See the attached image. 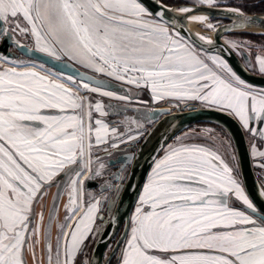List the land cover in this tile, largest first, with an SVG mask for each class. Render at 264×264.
Wrapping results in <instances>:
<instances>
[{"label":"snow or ice","instance_id":"1","mask_svg":"<svg viewBox=\"0 0 264 264\" xmlns=\"http://www.w3.org/2000/svg\"><path fill=\"white\" fill-rule=\"evenodd\" d=\"M194 3L217 6V0ZM170 11L160 0L155 8L143 0H0V43L7 52L9 41L23 49L17 37L34 38L35 48L28 51L55 61L71 60L130 85L150 86L158 99L169 96L217 106L236 118L242 129L264 139V91L246 84L227 58L211 55V67L200 59L184 43L187 33L176 28L177 21L167 15ZM227 11L233 13L236 28L264 23L241 7ZM190 19L213 27L207 14ZM197 39L212 43L203 36ZM257 61L264 74V56H257ZM86 79L81 75L78 84L76 77L35 60L0 55V264H27L30 237L36 233L34 204L42 189L58 185L53 205L58 207L65 191L56 179L61 174L69 178L68 217L55 248L47 245L49 261L55 255L56 264H76L85 241L98 231L92 227L96 210L92 204L68 232L80 207L79 180L91 162L92 133L99 144L107 142L101 131H109L101 119L92 120L93 111L108 114L104 106L79 95L81 86L96 93L105 82ZM93 83L96 86H90ZM69 110L71 114H64ZM117 131L111 129L113 134ZM116 139L123 142V137H115L110 147L118 146ZM254 151L264 157V151ZM258 166L264 169V162ZM103 167L100 164L92 179L102 176ZM152 171L120 264H264V214L218 155L201 146L172 148ZM230 193L261 223L230 207Z\"/></svg>","mask_w":264,"mask_h":264},{"label":"flooded vegetation","instance_id":"2","mask_svg":"<svg viewBox=\"0 0 264 264\" xmlns=\"http://www.w3.org/2000/svg\"><path fill=\"white\" fill-rule=\"evenodd\" d=\"M164 4L166 3L165 0H160ZM243 0L242 4L249 3V4H256L262 6L264 4V0ZM178 6H185L191 5L195 6L196 4H190L188 2L178 3ZM247 13V12H245ZM257 13H264L257 12ZM251 13V14H257ZM213 24L223 25L228 23L229 20L227 19H219L213 18L211 19ZM235 34H227L222 37V40L229 45L237 57L242 61L245 67L254 75L259 77H264L259 71V66L256 65L257 56H263L264 50L257 49L254 47L252 52L249 51H241L232 46L229 42L231 39L234 40ZM239 37L246 42L248 45H255L261 48L264 46V35H251V34H241ZM236 40V39H235ZM234 40V41H235ZM229 43V44H228ZM2 45V43H0ZM28 46L27 44H23ZM193 45V44H192ZM240 46V45H239ZM10 52L12 46H10ZM262 49V48H261ZM247 56V58H245ZM32 60V59H30ZM71 61V60H70ZM71 64L76 66L77 69L89 70L88 68L82 66L79 63H75L71 61ZM230 65V64H229ZM232 68V66L230 65ZM233 69V68H232ZM234 70V69H233ZM85 74V71H83ZM91 75V74H89ZM76 77V76H75ZM96 79V78H95ZM98 79V78H97ZM105 82L106 87H111L114 89L115 92L119 90V87L113 83L111 80H104L98 79ZM118 82L117 80H114ZM246 84L250 85L256 92L264 91V88L257 87L251 85L246 82ZM119 96H124L122 94H117V98H110L109 96L100 95V100L96 102H100L104 106V111L107 112V115H101L93 111L92 120L93 122L96 119H101L104 124L107 125L109 131L107 133L101 131L100 135L102 137L107 138V142H101L97 144L95 142V132L92 133V143L93 146L90 150V157L91 162L89 163L88 170L84 172L82 179L79 180V191L77 195V204L80 206L79 211L76 213L75 218L71 221V224L68 225V232L72 231V228L75 226L77 220H79L82 216L85 215L87 212L88 206L92 204H96V210L93 212V224L92 227L94 231L92 237L85 241L83 246V251L80 256L76 260V264H92L95 253L97 252L99 245L102 242V239L106 235V243L102 247L101 252V263L100 264H120V257L122 252L124 251L126 239L130 238L131 232L130 227L132 225L133 217L136 215L135 209L137 206H140L139 197L143 193L144 185L141 189V192L137 199L135 200L130 213L126 216L114 230L107 236V232L110 229L111 221L113 220L114 216L117 215L120 204L122 202L127 183L130 179L131 171L134 162L136 161L137 154L139 152L140 146L143 143L144 139L148 135L149 130L153 127H146L147 131L142 134H137L131 136L129 133V129H133V125L130 122V118L136 114L138 119L140 116H143L149 110L148 108L151 107V97L141 98L133 96L129 99L128 104H124V101L118 100ZM87 101H91L89 95H84ZM139 102V103H138ZM170 103V101H167ZM138 107V108H136ZM218 110V109H217ZM52 112H57L56 110H49ZM225 112V111H223ZM115 113V114H113ZM58 114V113H57ZM64 114H71V111H67ZM140 115V116H139ZM130 123V124H129ZM94 127H96L93 124ZM194 126H215V123L211 122H199L189 126L188 128L184 129L182 132L177 134L162 150L158 158L155 162H158L166 153H168L172 148L183 147V146H201L209 149L211 153L218 155L224 163H226L232 170L233 176L235 177V169L236 166V146L235 143L226 130V133L229 134L228 138L226 133L224 136L229 143L228 150L226 147V142L222 141L221 139L217 138V142L221 140L222 147L218 146L219 144L214 143L211 140L201 139L197 136L199 133L195 132V135H192L189 140H185L183 143H175L177 139L182 137L184 132L190 131L191 127ZM217 128H220L216 126ZM112 128H116L118 131L117 133L113 134L111 132ZM221 130V129H220ZM246 135L248 147L251 154V159L253 163V168L255 175L261 185L264 188V175L258 165V161L256 160L259 158L261 162H264V157H261L254 151V149H258L262 151L264 148V142H257L254 143L253 135L248 132L247 130L243 129ZM125 134V135H124ZM128 134V135H127ZM115 137H123V142L119 139H116L115 142L117 143V147H110L109 145L113 143ZM202 140V141H201ZM174 144V147H173ZM96 157H99V161L96 160ZM239 160V159H238ZM155 162L150 169V172L146 178L153 175V168L155 167ZM218 162V161H217ZM100 164H103L104 167L102 169V176L99 178L92 179L93 173L99 169ZM240 166V164H239ZM86 173V174H85ZM261 174V175H260ZM263 175V176H262ZM58 176L56 179L61 181V183L65 186V191L61 193L60 201L58 207L54 208V201L56 200L57 192H58V185H54L48 187L46 189H42L43 195L39 197V202L34 204L35 212L37 213L36 219L33 221V224L36 227L35 235L30 237L28 252H27V264H56L55 255H53L52 260L49 261L48 253H47V245L50 242L53 245V248L56 246L57 238L61 234V225L67 222L68 217V208H69V192H68V179L69 178H62ZM235 179L239 182L240 186L243 188L244 193L249 197L243 179L236 178ZM81 181V182H80ZM81 185V186H80ZM83 190V191H82ZM81 191V192H80ZM249 199H251L249 197ZM83 203V204H82ZM228 205L230 207H235L238 210L246 211V214L252 215L253 218L257 220V224H260V220L258 217H255L250 210H247V206L243 204V202L235 197L234 194H229L228 196ZM259 220V221H258ZM127 234V236H126ZM99 246V247H98Z\"/></svg>","mask_w":264,"mask_h":264},{"label":"water","instance_id":"3","mask_svg":"<svg viewBox=\"0 0 264 264\" xmlns=\"http://www.w3.org/2000/svg\"><path fill=\"white\" fill-rule=\"evenodd\" d=\"M143 2L150 8L156 7V0H143ZM168 7L171 11L167 13V15L177 21L176 28H182L183 31L187 33V40L191 44L206 53L218 54L224 58H227L229 64L232 66L234 71L241 79L251 85L264 88V77H259L251 73L245 67L242 61L237 57L233 49L222 40V37L229 33H264V23H257L252 25L251 27L246 28H236L233 24V13L227 11V8L229 7L208 8L207 6L198 5L186 6L196 8V11L189 13H184L180 11V8L177 7ZM195 14H207L209 20L213 18H219L227 19L229 20V22L217 27L212 37L206 38L202 33V35L196 34L190 28L187 19H185L186 17L188 18ZM245 14L249 17L258 18V20L264 21V13ZM226 29L233 30L228 31ZM198 36H203L206 38V40L213 39V41L211 44H208L205 40L197 39ZM9 44L12 45V42L9 41ZM23 46V49H17L22 55L27 58L39 61L64 74H69L78 78L83 75L85 77V81H87V77H91L93 81H102L93 78L89 74H85L83 71L77 69L76 66L69 62L55 61L44 53H40L38 51H28V49L34 48H30L26 45ZM9 48L7 49V52H5L4 45L2 43V45H0V53H2L3 55H9L10 57L14 58V55L10 52ZM109 88L114 89L111 87ZM163 113H166L167 115L157 122V124L148 133V135L140 146L136 161L134 162L132 167L130 179L127 183L126 190L122 202L120 204L118 213L114 216L113 220L111 221L110 229L107 232V236L112 233L118 223H120L122 219H124L130 213V210L135 200L141 192V189L146 181L151 167L153 166L154 162L156 161L162 150L165 148V146L184 129L199 122H213L223 126L229 132L236 146L241 175L246 191L256 209L261 214H264V192L262 191L261 185L255 175L246 135L239 121L236 118L227 114L226 112L212 108L189 107L188 109L178 113H171L170 111H164ZM250 212L252 213L251 210ZM252 214L257 217L254 213ZM106 239L107 238L105 235V237L102 239L101 244L99 245L100 247L98 246L99 248L95 253L92 264L101 263L102 247L106 243Z\"/></svg>","mask_w":264,"mask_h":264},{"label":"rangeland","instance_id":"4","mask_svg":"<svg viewBox=\"0 0 264 264\" xmlns=\"http://www.w3.org/2000/svg\"><path fill=\"white\" fill-rule=\"evenodd\" d=\"M165 2H166L165 5H167V6L177 7V8H180V9H182L183 7H186L187 5H185V6H183V5L182 6H178L177 5L178 3L188 2L190 4H195L194 3V0H165ZM242 2H243V0H217V6L216 7H241L244 12H247V13H257V11L254 10L255 8L252 7L253 5L256 6V4H249V3L248 4L247 3L242 4ZM188 6H191V5H188ZM208 22L213 25V27L211 29H209L207 27V25L205 23H203V22L198 25V27L200 29V33H202L206 38L212 37V35L214 34L216 28L218 27L217 25L213 24V21L212 20H208ZM171 30H173V29L170 28V31ZM231 34H235L236 35L235 38H234V40L235 39L236 40L234 41L233 39H231V41L229 43L232 46H234L235 48H237L238 50L252 52V49L254 47H256L257 49H260V50H264V46H262L261 47L262 49H261V48H259L258 46H255V45H248L246 42H244L239 37V35H241V34L260 35L258 33L237 32V33H231ZM17 38L20 40V43L22 45L23 44H27L28 47L35 48L34 38H23V37H17ZM184 43L187 44L192 49V51L199 56L200 59H203L206 62H208L209 65H210V67L212 66L211 65L210 56L211 55H218V54L206 53V52L198 49L194 45H192L187 39L184 40ZM11 46H12V49H13V50H11V53L14 55V58L15 59H17L18 61H30V58L25 57L24 55H22L18 51V49L15 46V44L12 43ZM0 55H3V54L0 53ZM263 56H264V54H263ZM37 62H39V61H37ZM63 62H69V63H71L70 60L63 61ZM39 63H41V62H39ZM256 65H258V62H256ZM9 66L10 65H5V67H9ZM45 66L46 67H49L47 65H45ZM49 68H51V67H49ZM53 70H55V69H53ZM55 71H57V70H55ZM83 71H85L86 73L91 74V76L93 78H96V79L98 78V79H104V80H111L113 83H115L119 87V90H117L115 92L114 90L113 91L112 90H109V88H106V86H104L101 89L100 92L93 93L91 91L84 90L83 87L81 86L80 91H79V95L80 96L89 95V97L91 99V102L93 104H95L97 100H100L99 96L102 95V92L103 91H112L116 95L117 94L118 95L119 94H122V95H124V97H128V98H130V96L131 97H133V96H136L137 97L138 96V97H141V98L142 97L143 98H146V97H149V96L151 97L150 99H151V102L152 103H151V107L148 108L149 110L147 111V113L145 115H143V116H140L139 115L140 116L139 119H138V117H136V116H138L136 114H134L130 118V122H131V124L134 127H133V129H129V131L127 132V133H129L131 135L129 137L135 136L137 134L145 133L147 131V129H148V128L146 129V127L148 125H149V127H151V126L154 127L159 120H161L164 116L167 115L166 113H163L164 111L165 112L166 111H170L171 113L172 112L178 113V112H181L183 110L188 109L189 107L212 108V109L221 110L217 106H210V105L205 104V103L200 102V101H184V100H179L178 101L176 98L169 97V96H166L163 99H158V98H156L155 94L152 93L150 86L147 87V88H145L143 86L137 87L134 84H131L130 85V84L126 83V82H121V81L116 82V81H114L115 80L114 78H110V77H108V76H106L104 74H101V73H98V72H94V71H92L90 69L89 70H83ZM68 75L69 74H65V76H68ZM73 77H75V76H73ZM76 78H77V81L76 82L79 84L80 83V80H79L78 77H76ZM85 82H87V81H85ZM90 86H96V85L93 83ZM66 87H72V86L69 85V84H66ZM73 91H75V89H73ZM116 95L113 96V97H109V99L110 98H117ZM118 100H121V99H118ZM129 100H131V99H124L122 101H124V104H128L126 102H128ZM167 101H170V103H167ZM136 108H138V107H136ZM221 111H223V110H221ZM211 123H213V122H211ZM216 126H218L220 128H217ZM152 128L149 130V132L152 130ZM195 132L199 133L197 136H199L201 139H205L207 141L208 140H211L214 143L219 144L218 146H220V147H222V145L220 144V143H222L221 140L222 141H225L226 142V147H227V150H228V146H229V143L227 142L228 139L226 140V138L224 136V133H226V130L224 129L223 126H221L219 124H216V123H215V126H206V127H203V126H194V127H191V130L190 131H187V132H184L183 134H181L183 136L180 137L179 139H177V141H175V143L179 144V143L185 142L186 139L189 140L192 135H195L196 134ZM226 135H227V138H228V135L229 134L226 133ZM217 138L221 139V140H219V143L217 142ZM173 147H174V144H173ZM236 156H237V153H236ZM256 160L258 161V164L262 163L259 158H257ZM234 169H235V172H236L235 173V177L236 178H242L241 169H240V166H239L238 156H237V159H236V166L234 167ZM261 171H262V174L264 175V171L263 170H261ZM263 179H264V177H263ZM260 185H261V183H260ZM261 188H262V191L264 192V188H263L262 185H261ZM253 219H255V218H253Z\"/></svg>","mask_w":264,"mask_h":264},{"label":"bare ground","instance_id":"5","mask_svg":"<svg viewBox=\"0 0 264 264\" xmlns=\"http://www.w3.org/2000/svg\"><path fill=\"white\" fill-rule=\"evenodd\" d=\"M195 15H198V14H195ZM193 16V15H192ZM191 17V16H190ZM190 17H188V19H187V22H188V24H189V26H190V28L196 33V34H198V35H200L201 33H200V29H199V27H198V25L200 24V23H202V22H196V21H192L191 19H190ZM260 32V31H259ZM202 35V34H201ZM208 40H211V41H213V39H208ZM69 85H71V84H69ZM72 86V85H71ZM86 174V173H85ZM84 175V174H83ZM83 177V176H82ZM81 182V181H80ZM81 186V185H80ZM80 188V187H79ZM83 191V190H82ZM81 192V191H80ZM83 204V203H82Z\"/></svg>","mask_w":264,"mask_h":264},{"label":"crops","instance_id":"6","mask_svg":"<svg viewBox=\"0 0 264 264\" xmlns=\"http://www.w3.org/2000/svg\"><path fill=\"white\" fill-rule=\"evenodd\" d=\"M253 141H254V143H256V141L257 142H264V139H261V138H259V136H253ZM264 145V144H263ZM181 147V146H180ZM177 148H179V147H177ZM262 151H264V148H262ZM148 183V179L145 181V183H144V186L146 185ZM141 195H143V193L141 194Z\"/></svg>","mask_w":264,"mask_h":264},{"label":"trees","instance_id":"7","mask_svg":"<svg viewBox=\"0 0 264 264\" xmlns=\"http://www.w3.org/2000/svg\"><path fill=\"white\" fill-rule=\"evenodd\" d=\"M252 7H254L255 9L254 10H256L257 12H263L264 11V4H262V6H260V5H253Z\"/></svg>","mask_w":264,"mask_h":264}]
</instances>
